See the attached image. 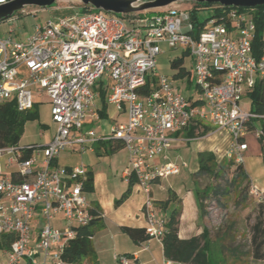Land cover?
Segmentation results:
<instances>
[{"label":"built area","instance_id":"built-area-1","mask_svg":"<svg viewBox=\"0 0 264 264\" xmlns=\"http://www.w3.org/2000/svg\"><path fill=\"white\" fill-rule=\"evenodd\" d=\"M200 9L210 15L196 27L190 9L175 4L126 15L88 6L81 14L35 25L25 41L10 32L0 37V104L13 101L18 111H28L46 97L54 123L45 143L0 146V236L14 235L10 247L0 250V264H71L63 251L75 228L88 225L93 215L83 189L86 167L57 164L62 151L82 152L94 141L122 143L126 173L144 194L145 231L161 242L167 218L156 206L151 184L187 167L185 161L156 162L172 142L188 141L178 132L192 120L209 125L206 136L226 134L224 155L237 163H243L248 133L264 146V113L241 105L247 89L264 75V53L259 59L252 54L251 8ZM162 44L181 47L190 57L196 98L158 72ZM98 83L106 88V102L127 113L126 121L105 135L85 127L88 115L97 116ZM194 100L199 103L192 105ZM250 192L264 202L256 186L250 185ZM115 259L130 262L124 255Z\"/></svg>","mask_w":264,"mask_h":264},{"label":"rangeland","instance_id":"rangeland-1","mask_svg":"<svg viewBox=\"0 0 264 264\" xmlns=\"http://www.w3.org/2000/svg\"><path fill=\"white\" fill-rule=\"evenodd\" d=\"M175 5L189 9L192 7L193 3L177 2ZM160 9H155L153 11ZM84 11L82 4L78 0H57V2L48 7L26 6L22 11H16L10 19L0 21V37L4 32L9 31L15 40L25 41L30 37L35 25H40L49 18L75 13L81 14ZM209 15L210 12L208 10L201 9L199 11L200 21L206 19ZM161 48L163 51L157 57L158 72L173 78L174 70L170 67V61L177 56H181L183 50L181 47L170 48L165 44H162ZM190 63L191 59L186 55L184 57V65L188 70L191 68ZM173 80L175 85L179 86L182 93L193 97V99L198 96L195 81L192 78L191 81H189L188 78ZM248 101V96L245 95L242 97L241 105L243 108H246ZM33 109L36 111V116L25 121L23 134L18 141V145L20 146L32 143H45L48 134H51L54 130V123H52L50 119L47 98L43 97V102L38 103ZM109 112V118L101 119L99 122H93L90 125H87L89 122H85V127L96 128L97 126H101L100 131L106 134L108 132V126L114 123L112 119L115 113L112 106H109ZM40 128L44 130L43 137L39 136ZM245 140L247 144H249V149L247 151L248 155L249 153L255 154L259 144L258 139H256L252 133H248L245 136ZM88 147L91 148L92 145H88ZM88 147L87 150L81 154L74 153L70 155L67 153L69 151H62L58 158L59 163L76 164L82 161L85 164L86 161L96 159L97 156L95 152L88 150ZM94 147L98 149L97 144H95ZM227 147L228 139L223 135L207 137L205 134L189 142L184 139L176 144L174 142L166 152L169 157L166 161L171 160L179 163L185 161L187 167L182 168L179 173L163 177L160 184L166 189L168 185L174 189L180 186L182 189V187H188L192 181L194 185L203 188L211 182V179L203 174L200 175L196 173L198 152L211 151L217 157V160H221L222 158H228L224 155ZM125 159V151L116 152L115 155H108L104 160L101 159V163L107 167V169L110 168V170H112L113 180L117 184H121L122 181V179H120L118 165H123ZM246 160L249 161L248 159ZM234 168L235 165H230L228 167L226 171L227 177L230 178L233 175ZM250 185V181H243L240 187L237 188L238 190L232 191V194L228 198H223L218 201L211 196L203 201L206 215L202 218V226L208 229L209 235L213 240L221 242L226 264H264V259H255L252 257L251 253L252 225L256 220L259 201L257 196L250 192ZM158 187L159 184L157 183L151 184L152 195ZM238 192L240 196L237 195ZM241 196L246 197L242 202ZM261 203L264 205V202Z\"/></svg>","mask_w":264,"mask_h":264},{"label":"trees","instance_id":"trees-1","mask_svg":"<svg viewBox=\"0 0 264 264\" xmlns=\"http://www.w3.org/2000/svg\"><path fill=\"white\" fill-rule=\"evenodd\" d=\"M212 4L193 3L190 9L191 20L194 26L201 25L206 19L200 21L199 11L202 6ZM88 6H83L85 10ZM240 9H243L239 7ZM255 25L254 35L251 41L252 54L256 59H259L264 53V5L256 6L250 9ZM186 53L177 56L170 61V67L174 70V79L188 78L191 81V72L184 65V57ZM103 98V93H101ZM246 96L250 101V110L256 114L264 113V75L257 79L254 85L247 89ZM198 100H194L192 105L198 104ZM103 115V112H100ZM36 116L34 109L28 111H18L13 101L0 104V146L8 144H18L20 137L23 134V126L26 120ZM210 127L199 121L192 120L183 129L181 134L189 142L195 138L203 136L207 133ZM101 143L98 141L97 144ZM122 143H118L112 150L122 148ZM111 150V151H112ZM110 153V152H108ZM264 162V156H263ZM230 165H235L233 175L229 178L226 176V171ZM197 174H203L211 179V182L200 188L195 186V193L198 199L199 211L202 217L206 215L204 199L213 196L220 201L223 198H228L232 191L238 190L243 181L249 182L248 175L244 170L242 163H237L233 158H222L217 160V157L211 151H200L197 154ZM134 179L131 178L129 185L121 197L115 200V204L120 203L130 192V187L133 185ZM83 189L86 192L93 190V177L87 171L86 179L83 183ZM237 195L240 196L238 192ZM241 202L246 199L241 196ZM175 199L174 192H168L167 199L158 201L156 206L161 209H166L171 201ZM90 213L93 215L91 222L85 226L75 228L76 235L69 241L63 251L62 257L71 264H98L91 237L93 235V225L100 219L101 210L96 205H91ZM179 208H172L169 211L166 227L161 239L163 256L172 263L182 264H226L223 256V246L220 241L213 240L206 227L202 228L201 233L193 235L186 239H181L178 236L179 229ZM123 232L134 240L149 239L145 228H136L129 226H121ZM14 239L13 234H3L0 236V250L8 249ZM252 257L255 259H264V205L259 202L257 205V215L254 224L252 225ZM85 260V263H83Z\"/></svg>","mask_w":264,"mask_h":264},{"label":"crops","instance_id":"crops-1","mask_svg":"<svg viewBox=\"0 0 264 264\" xmlns=\"http://www.w3.org/2000/svg\"><path fill=\"white\" fill-rule=\"evenodd\" d=\"M8 32L9 31L4 32L3 35ZM95 90L97 94L94 101V107L97 112V116L88 115L86 123L89 122L87 125H90L93 122H99L101 119L109 118V106H112L115 115L112 119L114 123L108 126L109 132L112 125L124 123L126 121L127 113L124 108L117 110L114 105L106 102V88L104 84L98 83L95 86ZM101 93H103V98ZM246 108H250V101H248ZM101 111L103 112L102 116L100 115ZM89 129H93L96 133L99 132L97 133L99 135H105L103 131H100L101 126ZM51 135L52 133L48 134L46 141L50 139ZM221 135L228 139L229 144L228 136L226 134ZM258 141L259 144L256 148L255 154L249 153L248 155L247 151L249 149V144H247V148L243 151V166L251 185L256 186L263 193L264 197V146L260 140ZM97 142L98 141L89 142L85 148V150H87L88 145H92L91 148L88 147V150L95 152L97 156L96 159L86 161L85 164L82 161L76 164H60L58 157L57 164L61 166L83 164L86 167V170L92 174L93 190L91 192H86V197L91 205H96L101 210V217L93 225V235L91 237L95 258L98 264H120L115 259V256L120 255L126 256L130 261L129 264H163L165 258L163 256V249L160 241L154 238L134 240L120 229L121 226L143 228L145 225L144 218L141 213L144 194L138 189L135 182L130 187L129 194L120 203L115 204V200L119 199L125 192L129 185V181L132 178L126 173L128 161L126 149L122 147L117 150H112L119 143L117 141H101L99 144H97ZM179 142L180 141H175V144ZM95 144H97L98 149L94 147ZM173 144L174 142L171 143V145ZM168 150H166L161 157L159 156L156 159L157 163L166 162L169 158L168 154H166ZM120 151H125L126 159L123 165H118L120 170V179H122V181L121 184H117L113 180L112 170H110V168L107 169V167L101 163V159L104 160V158L108 157V155H115L116 152L118 153ZM82 152L74 150L67 153L73 155L74 153L81 154ZM161 180L162 178L153 182L159 184V187L155 189V193H153V195L151 191V195L155 203H157L158 201L167 199L169 190L174 192L175 199L169 203L166 209H159L166 215V218L168 217L170 209H180L178 229L179 238L186 239L201 233L203 228V217L199 211L198 199L195 193L196 185H194V182L192 183L191 181L188 187H182V189L180 186L174 189L170 185H168L166 189L160 184ZM3 259L4 255H2L0 251V261ZM83 263H85V260H83ZM19 264L28 263L24 260Z\"/></svg>","mask_w":264,"mask_h":264},{"label":"water","instance_id":"water-1","mask_svg":"<svg viewBox=\"0 0 264 264\" xmlns=\"http://www.w3.org/2000/svg\"><path fill=\"white\" fill-rule=\"evenodd\" d=\"M83 6H91L105 13L126 15L135 12L151 11L164 8L177 2L195 4H219L227 7L254 8L263 6L264 0H78ZM57 0H10L0 4V21L9 19L16 11H22L26 6L48 7Z\"/></svg>","mask_w":264,"mask_h":264}]
</instances>
